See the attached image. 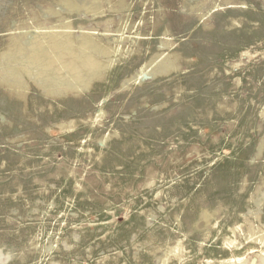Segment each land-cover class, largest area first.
<instances>
[{"label":"rangeland","instance_id":"1","mask_svg":"<svg viewBox=\"0 0 264 264\" xmlns=\"http://www.w3.org/2000/svg\"><path fill=\"white\" fill-rule=\"evenodd\" d=\"M2 56L0 264H221L264 237V0H0Z\"/></svg>","mask_w":264,"mask_h":264},{"label":"bare ground","instance_id":"2","mask_svg":"<svg viewBox=\"0 0 264 264\" xmlns=\"http://www.w3.org/2000/svg\"><path fill=\"white\" fill-rule=\"evenodd\" d=\"M15 39H16L17 43L15 42V44H13V48H17L18 45H20L22 47V51H21L22 57H25L24 53L26 51L27 52L31 51V50H33L31 48L35 47L36 45L40 46L43 43V41H46L44 37L42 38L40 32L33 33L30 37L28 36V38L24 39V40L23 39L20 40L19 38H15ZM39 41H42V42H39ZM117 51H119V49H117L115 52H117ZM33 57H35V56H33ZM8 60H9V58H7V56H2L0 58V65H2L4 67V64H6L8 62ZM40 65L41 64L37 63L34 66V70H36V72L38 73V76H35L37 79H40L39 76L41 75L42 69H45V67H46L45 65H43V66H40ZM152 70L153 69H149L147 67H143L141 69L138 77H140L143 74L150 75ZM66 76L67 75H65V77ZM52 82L55 85H59V81H57L55 78L52 79ZM248 239L256 241V243H253L254 245L257 244V243L264 245V237L261 236V235L258 238H253L252 234H251L250 238H248ZM179 244H180V242H179ZM225 244L228 245V246H231V245L235 244V240L228 239V240H226ZM254 245H251L250 249H248V250L246 249L245 252L239 254L235 259L229 258V259H227L225 261H222L221 264H236V263L237 264H239V263L240 264H246V262L249 261L250 258H252L253 255H254L255 258H257V263L256 264H264V252L262 250L263 248L260 249V250L254 251V249L256 248V247H254ZM178 247L179 246L177 245L176 247H172L169 250H170V252H173L176 249H178ZM250 250L254 251V253L252 254L250 252ZM249 256H251V257H249Z\"/></svg>","mask_w":264,"mask_h":264}]
</instances>
